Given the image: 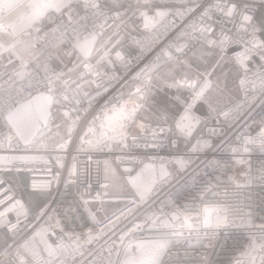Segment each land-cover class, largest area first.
Listing matches in <instances>:
<instances>
[{"label": "snow or ice", "instance_id": "6c2138e0", "mask_svg": "<svg viewBox=\"0 0 264 264\" xmlns=\"http://www.w3.org/2000/svg\"><path fill=\"white\" fill-rule=\"evenodd\" d=\"M0 264H264V0H0Z\"/></svg>", "mask_w": 264, "mask_h": 264}, {"label": "built area", "instance_id": "2783aa9c", "mask_svg": "<svg viewBox=\"0 0 264 264\" xmlns=\"http://www.w3.org/2000/svg\"><path fill=\"white\" fill-rule=\"evenodd\" d=\"M97 110H99V108H97L96 111ZM153 127H155V125H153ZM78 144H79L78 138L74 137L72 144L67 149V151L64 153V156H65L64 162L66 164L70 165L72 163V157L76 156L77 160L79 162L80 169L82 171H88L91 173L93 183H94V191L92 193L93 196H95L97 191H100L101 193H103V191H104L103 189L100 188L99 184L95 183V181H96L97 173H99L101 177L103 176V162H104V159L106 156L111 157L114 160L116 165H118L121 168L122 173H123L125 168H134V169H136V171H138L139 167H142L143 164H149V163L153 162L154 150L151 148L144 147L143 143H139L138 146H132L131 139H129V148L123 149V152H121L119 150L109 151L108 149H104V150L93 151L90 153V155H85L84 153H78L77 152ZM233 146H235V145H233ZM29 154H31V153H29ZM126 154H130V155H126ZM159 155L164 156L165 158H168V159L171 158V157H169L167 150L160 151ZM117 156H123V158L126 162L121 163L119 160H117ZM218 157H222L223 159L228 161V166L223 168L222 170L214 173V177L219 176L221 179L219 182H217V181H215V179H213V183H214L213 190L211 192H209L208 196H207V199L209 201L215 200L218 197L222 198L226 193L230 192L232 190V188L235 187L234 184L230 183L228 178L238 176L239 175V169L241 167L239 164L235 163L236 160L241 158L240 155H234L230 151H223V152L218 153ZM200 158L203 159L202 156ZM243 158L244 159L251 158V159H253L254 162H258V160L260 159V154L259 153H251L250 156L245 154V155H243ZM140 161H143V164H139ZM155 162L159 163L158 160H156ZM198 162L199 161H197V163ZM36 167L39 169H43L44 165L41 163V164H37ZM134 173L135 172H133V174ZM43 176H44V173L42 171H38L36 173L37 179L43 178ZM125 178H126V176H125ZM173 183H175V181H173ZM161 195H162V193H161ZM10 218L13 220V222L15 221L14 216H11ZM237 223H239V219L237 220ZM261 223H262V221L258 218L254 219V221H253V224L255 226H259ZM177 227H179V225H177ZM241 230L246 231V229L243 226H241ZM77 231H79V229H77ZM85 231H86V229H85ZM144 236L147 237L148 233L145 232ZM185 236H187V230H185ZM178 247H180V246L177 245L176 247H174L173 251L175 252L176 248H178ZM181 255H183L182 251H181ZM165 259H167V257H165Z\"/></svg>", "mask_w": 264, "mask_h": 264}, {"label": "crops", "instance_id": "0c3cea01", "mask_svg": "<svg viewBox=\"0 0 264 264\" xmlns=\"http://www.w3.org/2000/svg\"><path fill=\"white\" fill-rule=\"evenodd\" d=\"M125 92H127V89H126ZM126 98H127V96H125V99ZM96 114H99V110L96 111ZM133 131H135V129H133ZM106 165L110 166L111 169H113L116 172L115 177H113V183L115 185H119V182H120V174L122 173L121 168L118 165H116V163L114 162V160L111 157L106 156L105 159H104V162H103V174H104ZM133 175H135V173Z\"/></svg>", "mask_w": 264, "mask_h": 264}, {"label": "rangeland", "instance_id": "374dc122", "mask_svg": "<svg viewBox=\"0 0 264 264\" xmlns=\"http://www.w3.org/2000/svg\"><path fill=\"white\" fill-rule=\"evenodd\" d=\"M124 91H126V89Z\"/></svg>", "mask_w": 264, "mask_h": 264}]
</instances>
